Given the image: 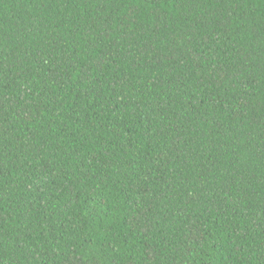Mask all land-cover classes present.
I'll return each instance as SVG.
<instances>
[{
  "label": "trees",
  "instance_id": "16d2710c",
  "mask_svg": "<svg viewBox=\"0 0 264 264\" xmlns=\"http://www.w3.org/2000/svg\"><path fill=\"white\" fill-rule=\"evenodd\" d=\"M0 264H264V0H0Z\"/></svg>",
  "mask_w": 264,
  "mask_h": 264
}]
</instances>
